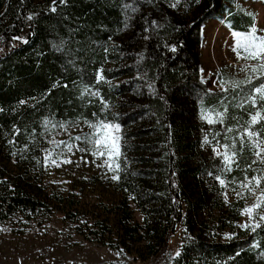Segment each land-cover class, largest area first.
<instances>
[{"label":"trees","instance_id":"trees-1","mask_svg":"<svg viewBox=\"0 0 264 264\" xmlns=\"http://www.w3.org/2000/svg\"><path fill=\"white\" fill-rule=\"evenodd\" d=\"M234 1L181 0L171 8L170 0H68L51 12V0H0V229L55 216L91 243L160 264L181 225V254L171 264H264V223L255 231L241 228L230 204L215 223L198 220L210 192L213 209L224 210L222 189L214 185L222 163L210 151L216 141L230 143L227 127L248 119V106H236L238 89L207 94L201 77L200 29L218 16L236 17L228 6ZM152 20L162 26H150ZM201 99L205 109L225 113L223 124L202 118ZM99 118L121 125L113 171L81 175L72 162L75 170L50 180L54 168L45 165L44 149L53 137L86 135L85 121ZM13 125L20 131L13 134ZM205 136L211 143L202 146ZM243 162L250 163L246 156L237 161ZM116 164L121 178L113 181Z\"/></svg>","mask_w":264,"mask_h":264},{"label":"rangeland","instance_id":"rangeland-1","mask_svg":"<svg viewBox=\"0 0 264 264\" xmlns=\"http://www.w3.org/2000/svg\"><path fill=\"white\" fill-rule=\"evenodd\" d=\"M239 5V6H238ZM236 17L221 19L220 16L213 20L205 22L200 29V43L198 51L201 60V77L210 90L222 91L224 89H232L231 84L235 81L245 79L252 75L251 65L256 63L253 60H246L243 57L246 53L241 50V55L238 57L234 51L236 47V37L233 36V30L248 28L252 30V25H256L257 35H264V4L256 0H237L231 5ZM239 33V32H238ZM92 131L89 129V132ZM119 136V132L116 133ZM231 140L235 136V132L227 135ZM120 137V136H119ZM70 133L61 132L56 134L51 141H69ZM120 144V140H119ZM231 144V141L230 143ZM90 146L84 143L80 148H89ZM48 150L53 153L63 152L64 157L71 160V163H64L57 160L59 166L51 163L50 180L57 182L63 176L70 174L72 170V162L77 173L88 175L90 173L97 174L98 171L104 170L108 163H113L115 159L109 160L105 157H94L90 152H82L77 150L73 145L72 152H68L63 145L54 148L50 143ZM223 151L222 148H218ZM211 155L218 158L222 163L221 157L215 156L212 149ZM246 156L251 162V154L245 150L241 153V158ZM83 157V159H82ZM243 162L239 168L233 166V170H237L235 181L231 178L225 185H221L215 180L214 185L222 189L221 200L223 201L224 210L221 213L213 209V200H216V193L210 192L206 194L202 207L200 208L198 220L202 222L214 221L220 218L219 214H227L231 212L228 205H235L233 214H236L240 221L238 225L248 222V215L241 214V209L246 205L250 206L256 202L257 192H248L240 186L239 181L244 179L245 164ZM102 165V166H98ZM264 167V165H260ZM243 174V176H242ZM256 173L249 172L248 175ZM254 183V182H253ZM264 186V185H262ZM200 190H196V194ZM237 192L243 193L242 196H237ZM227 196V201L225 200ZM96 201L91 199L90 202ZM89 202V203H90ZM186 212V211H185ZM220 212V211H219ZM264 214V206L254 210V219L259 220V215ZM186 215V213H184ZM134 218L137 222L142 221L141 215L135 211ZM213 224V223H212ZM184 238V229L181 225L177 227L176 235L172 239L168 248L165 259L160 264H171L174 259V252L177 248H181ZM118 252L107 247L99 246L91 243L82 237L75 234L72 225H64L58 217H52L46 223L33 222L30 225L18 221H12L4 224L0 229V264H149L147 261L139 260L134 255L123 253L117 255ZM143 257L145 256L142 255Z\"/></svg>","mask_w":264,"mask_h":264},{"label":"snow or ice","instance_id":"snow-or-ice-1","mask_svg":"<svg viewBox=\"0 0 264 264\" xmlns=\"http://www.w3.org/2000/svg\"><path fill=\"white\" fill-rule=\"evenodd\" d=\"M201 0H195L196 4H199ZM68 0H51V4L49 6V11L56 12L57 4L66 5ZM181 0H170L169 7L176 8L180 5ZM239 6V5H238ZM124 7H128L125 5ZM135 11V7L132 9ZM4 13H0V16H3ZM36 16V13H30L27 17L28 20H32ZM162 26L158 24V21L152 20L150 22V26ZM252 30L245 33H233V36L236 37V47L234 51L237 52L238 57L241 55V50L246 55L243 57L246 60L256 61L253 65H251L252 75L247 76L245 79L240 81H235L231 84L232 89L238 91L236 92L234 99H238L239 103H237V107L246 108L248 119L244 122L243 125L237 121L235 128L227 127V133L235 132V136L231 138V144L225 142L223 144L220 141H216V145L213 146L212 151L215 156L221 157L222 167H218L216 169L215 179L220 182L221 185L226 184V180L222 179L225 173L231 172L233 166L239 168V164L237 161L241 158V153L247 150L250 154V163L245 164L244 169V179L239 181L240 186L246 189L248 192H257L258 195L256 198V202L252 205H246L243 209H241V214L248 215V222L240 225L241 228H251L252 231H255L257 228L261 227V224L264 223V214L256 213L259 215V220L254 219V210L264 206V167H260V165H264V35H257L256 25H251ZM145 32L148 29L144 30ZM148 37L145 36V39ZM13 39H23V37H13ZM63 44V42H61ZM59 51V46L54 45ZM169 47L174 51L175 48L172 45ZM107 51V49H105ZM141 59L143 57L141 56ZM201 71H203L201 69ZM146 75V74H145ZM143 78V76L141 77ZM104 77L101 75V72H97V81L103 80ZM147 87L152 89L155 92V88L151 82L148 83ZM222 91L225 93L227 89L222 87ZM93 96H100V92L98 89H93L90 93ZM207 94H211V90H208ZM83 95V93H82ZM101 103L104 108H108V102L101 96ZM163 99V97H161ZM26 101L21 100L19 104H25ZM202 109L201 114L202 118L206 120L209 125L214 123L224 122V114L223 112H216L215 109H205L203 107V99H201ZM4 108H0V112H4ZM15 111V109H13ZM103 111V109H102ZM225 112H227V108H225ZM207 113V114H206ZM93 116H96L93 113ZM67 122L60 123L57 125L60 128H65ZM88 124L89 128L92 130L86 135H76L71 137L69 141H50L53 144L54 148L63 147L70 153L73 150L72 141H83L88 144L89 148H80L77 146V150L82 152H90L94 157H105L107 156L109 160L115 159L120 155V137L116 135L120 131L121 125L119 123H114L108 121L106 118H99L95 120V122L85 121ZM14 133L19 132L20 129L13 125ZM216 135H219L217 133ZM228 136H225V140H228ZM11 143V141H10ZM211 143L208 140V137L205 136L202 146L204 144ZM27 147V145L25 146ZM218 148H222L223 151H219ZM45 158L44 163L47 165L49 159L51 158V163L53 165L59 166L57 164V160H61L64 163H71V160L64 157L63 152L53 153L48 149H44ZM83 159V157H82ZM102 166V165H98ZM109 171H113V167L111 163L107 164ZM120 171V165L116 164L114 174L111 175V180L117 181L121 177L118 174ZM254 172V175H248L249 172ZM209 176H213V172L208 173ZM235 181V178H233ZM254 182V183H253ZM243 193L237 192V196H242ZM225 200L227 201V196L225 195ZM234 233H225L226 237H231ZM253 248L260 247L259 244L253 243L251 246ZM122 251V250H121ZM180 249L177 248L174 252L175 257L180 256ZM239 252L236 253L239 256ZM119 255V252L117 253ZM260 256L264 257V250L260 252ZM231 259V258H230Z\"/></svg>","mask_w":264,"mask_h":264}]
</instances>
